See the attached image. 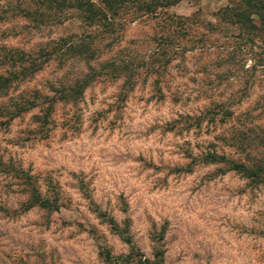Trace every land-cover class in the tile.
<instances>
[{
	"label": "rangeland",
	"instance_id": "374dc122",
	"mask_svg": "<svg viewBox=\"0 0 264 264\" xmlns=\"http://www.w3.org/2000/svg\"><path fill=\"white\" fill-rule=\"evenodd\" d=\"M191 1L170 10L187 14ZM223 3L199 0L203 13ZM66 31L39 34L19 19L0 22V41L27 48ZM133 34L140 35L131 25L126 35ZM196 66L173 61L161 93L150 78L131 89L97 78L75 102H54L43 126L39 107L0 124L8 167L0 171V264H138L155 252L159 264H264V178L250 184L225 162L251 165L264 155V75L256 69L229 114H208L196 125L186 115L207 105L203 96L218 100L234 89L223 72L225 86L198 94ZM78 69L50 63L10 93L50 96L49 82ZM181 87L188 95L175 98ZM205 153L223 159L203 162ZM32 187L57 209L39 207Z\"/></svg>",
	"mask_w": 264,
	"mask_h": 264
},
{
	"label": "trees",
	"instance_id": "16d2710c",
	"mask_svg": "<svg viewBox=\"0 0 264 264\" xmlns=\"http://www.w3.org/2000/svg\"><path fill=\"white\" fill-rule=\"evenodd\" d=\"M180 1L6 0L0 9V22L20 19L39 34L50 27L67 28L68 31L41 37L27 48L0 41V97L5 98V102L0 103V124L39 107L36 120L43 126L54 102H75L97 78L120 79L127 89H131L140 77L150 78L155 91L161 93L173 61L181 68L197 65L191 73L201 75V85L196 89L198 94H206L220 84L225 86L224 73L234 77L228 84L234 89L226 96L217 100L207 93L203 96L208 100L207 105L195 116L186 115L194 119V124L199 125L208 114H229L230 106L241 101L247 93L256 69L264 75V0H224L208 13L202 12L199 0H192L195 6L187 14L172 12L170 9ZM131 25L140 35H126ZM141 26L146 30H141ZM246 54L251 63L243 67ZM50 63L59 70L78 63L80 69L69 77L63 70L60 78L49 82L50 96L38 89L29 90L25 95H11L12 89ZM221 66L223 70L218 71ZM184 93L181 87L173 95L181 98ZM218 159L222 160V155L205 153L200 157L203 162ZM225 162L250 184H257L264 178V155L255 157L251 165L232 160ZM7 170V164L0 157V171ZM32 188L39 207L47 211L57 209L55 201L41 197ZM158 256L155 252L153 259L140 260L138 264H159Z\"/></svg>",
	"mask_w": 264,
	"mask_h": 264
}]
</instances>
